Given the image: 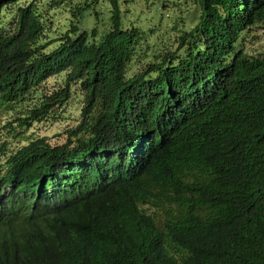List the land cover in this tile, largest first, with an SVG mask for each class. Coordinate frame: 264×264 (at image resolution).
I'll list each match as a JSON object with an SVG mask.
<instances>
[{"label":"trees","instance_id":"obj_1","mask_svg":"<svg viewBox=\"0 0 264 264\" xmlns=\"http://www.w3.org/2000/svg\"><path fill=\"white\" fill-rule=\"evenodd\" d=\"M156 1L0 0V264H264V0Z\"/></svg>","mask_w":264,"mask_h":264},{"label":"rangeland","instance_id":"obj_2","mask_svg":"<svg viewBox=\"0 0 264 264\" xmlns=\"http://www.w3.org/2000/svg\"><path fill=\"white\" fill-rule=\"evenodd\" d=\"M64 1V0H63ZM78 0H72L73 3H77ZM182 0L179 3V9L184 10L185 5H183ZM152 3H157L156 0H151ZM105 8V5L102 6ZM155 6L153 5V12ZM50 11L51 15H53L54 25H61L66 21V18L69 16V12L64 10H59L58 8L52 9L48 6L43 7L42 11L45 13L46 11ZM108 15V14H107ZM262 34V33H261ZM255 40L256 45H261L264 47V39L258 36ZM248 43H251V36L247 39ZM253 46V43L251 44ZM172 104H176L179 101V98L170 99ZM81 98L74 97L72 100L68 102L66 106H64L61 110V114L56 119H51L44 121L42 123L34 124L33 128L28 132V135L31 137L45 136L49 139V141L53 144L61 143L67 138V131L69 128L75 126L76 119L80 117V109H81ZM22 109V107L20 108ZM19 113L18 110L9 112L6 110L0 109V126L2 127L10 118L11 115ZM137 147V146H136ZM136 147H134L136 149ZM105 170V169H103Z\"/></svg>","mask_w":264,"mask_h":264}]
</instances>
